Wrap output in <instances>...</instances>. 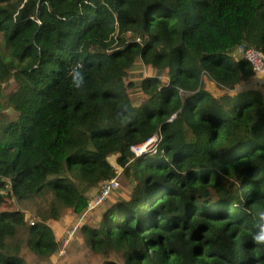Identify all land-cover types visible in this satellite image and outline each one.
<instances>
[{"label":"trees","instance_id":"obj_1","mask_svg":"<svg viewBox=\"0 0 264 264\" xmlns=\"http://www.w3.org/2000/svg\"><path fill=\"white\" fill-rule=\"evenodd\" d=\"M247 48L264 54V0H0V264H27L22 245L54 255L62 210L99 207L81 230L101 264H264V94ZM139 62L165 77L131 80ZM46 196L29 221L20 204Z\"/></svg>","mask_w":264,"mask_h":264},{"label":"rangeland","instance_id":"obj_2","mask_svg":"<svg viewBox=\"0 0 264 264\" xmlns=\"http://www.w3.org/2000/svg\"><path fill=\"white\" fill-rule=\"evenodd\" d=\"M238 56L243 55L241 50H238ZM156 71L149 66L143 65L141 62L137 63L135 70L130 77L131 80L139 82L143 77L148 75H154ZM161 77H165L163 72L157 73ZM260 79L262 82L257 81ZM259 83L264 89V75H256L250 79L247 84L250 87L255 88V85ZM258 85V84H257ZM14 84L6 86V91H9ZM208 87L213 92H219L220 89L215 87L211 82L208 81ZM133 95L137 96L140 94V90L135 88L132 90ZM0 101L3 103V98L0 96ZM110 162L116 167L117 170L121 171L116 162V156L109 158ZM120 190L129 192L130 187L127 181L122 180ZM101 187L92 188L87 196L93 200L100 194ZM118 193V192H117ZM116 193L106 201L109 203L111 199H114ZM50 196L44 198H37L34 202L27 203V207L20 204V208L25 210L29 221L36 220L38 211H43L49 205ZM105 204V205H106ZM104 205V206H105ZM104 207H99L93 211H83L82 213H76L72 209L62 210L61 217L52 222V227L59 240V250L52 256L47 258H39L32 254L25 245H22L21 252L25 257L27 264H101V257L96 253L92 252L90 247L86 244L84 234L81 227L84 224L95 225L102 217Z\"/></svg>","mask_w":264,"mask_h":264},{"label":"built area","instance_id":"obj_3","mask_svg":"<svg viewBox=\"0 0 264 264\" xmlns=\"http://www.w3.org/2000/svg\"><path fill=\"white\" fill-rule=\"evenodd\" d=\"M140 41V38H138ZM243 53L245 59H247L253 66L255 76L264 75V54L258 49L247 48L245 50L240 49ZM160 140V136L155 135L150 138L147 142L141 145L133 146L132 150L136 155L142 154L146 149L155 147ZM119 173L121 171L117 170ZM119 187V180L117 177L111 178L104 181L101 184L100 194L97 198L89 202V209H95L98 206L102 205L104 201L113 193L115 189Z\"/></svg>","mask_w":264,"mask_h":264},{"label":"clouds","instance_id":"obj_4","mask_svg":"<svg viewBox=\"0 0 264 264\" xmlns=\"http://www.w3.org/2000/svg\"><path fill=\"white\" fill-rule=\"evenodd\" d=\"M73 83L74 85L79 88L80 85L83 83V77L81 76L80 72L79 71H75L73 73ZM260 216L261 218H264V212H261L260 213ZM252 239L257 242V243H260V244H264V227H261L259 229V231H257L256 233H254Z\"/></svg>","mask_w":264,"mask_h":264},{"label":"crops","instance_id":"obj_5","mask_svg":"<svg viewBox=\"0 0 264 264\" xmlns=\"http://www.w3.org/2000/svg\"><path fill=\"white\" fill-rule=\"evenodd\" d=\"M257 81L262 82L260 79H257ZM257 84L255 85V89L260 90L264 94V89L262 88V86H260L259 83H257Z\"/></svg>","mask_w":264,"mask_h":264}]
</instances>
